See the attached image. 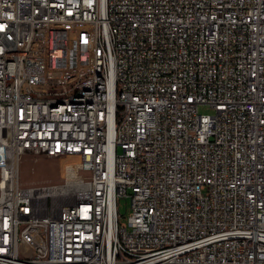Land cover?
<instances>
[{
	"label": "built area",
	"instance_id": "built-area-1",
	"mask_svg": "<svg viewBox=\"0 0 264 264\" xmlns=\"http://www.w3.org/2000/svg\"><path fill=\"white\" fill-rule=\"evenodd\" d=\"M25 156L77 187H23ZM0 264H264V0H0Z\"/></svg>",
	"mask_w": 264,
	"mask_h": 264
},
{
	"label": "rangeland",
	"instance_id": "rangeland-1",
	"mask_svg": "<svg viewBox=\"0 0 264 264\" xmlns=\"http://www.w3.org/2000/svg\"><path fill=\"white\" fill-rule=\"evenodd\" d=\"M82 30L69 27L53 29L47 37L50 49L46 56L47 66L49 70L60 73V78L68 85L89 76L91 39ZM198 113L213 114L205 106L199 107ZM72 163L78 164V160L66 158L60 161L42 157L34 161L33 158L25 156L20 163V184L23 187L60 186L63 184V167ZM118 210L120 223H126L130 212L129 201L119 200Z\"/></svg>",
	"mask_w": 264,
	"mask_h": 264
},
{
	"label": "bare ground",
	"instance_id": "bare-ground-1",
	"mask_svg": "<svg viewBox=\"0 0 264 264\" xmlns=\"http://www.w3.org/2000/svg\"><path fill=\"white\" fill-rule=\"evenodd\" d=\"M68 168L66 170V184L62 187H57L56 189H54L52 192H58L60 191L61 194L60 195H66L68 194L71 190L75 189L77 187L76 182L78 181L80 175L77 171L78 169V164L77 163H72V164H68ZM46 193H50V191H46ZM54 197V196H53ZM56 198H53V200H55ZM58 199V198H57ZM56 199V200H57ZM55 200V201H56ZM71 200V199H70ZM69 198L68 200L65 199L63 200L65 201H70Z\"/></svg>",
	"mask_w": 264,
	"mask_h": 264
}]
</instances>
